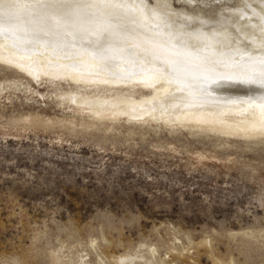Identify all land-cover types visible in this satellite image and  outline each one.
<instances>
[{"label": "rangeland", "instance_id": "obj_1", "mask_svg": "<svg viewBox=\"0 0 264 264\" xmlns=\"http://www.w3.org/2000/svg\"><path fill=\"white\" fill-rule=\"evenodd\" d=\"M120 1L125 0H115ZM126 1L145 28L176 49L198 58L216 54L229 68L264 59V0ZM17 3L22 9L37 5ZM16 65L28 80L7 93L2 80L15 74L0 66V264H56L51 250L62 244L59 256L69 255L72 244L89 264L110 263L130 259L135 247L154 241L165 261L160 238L166 243L167 236L180 245L164 264H175L174 257L179 264H213L208 244L227 254L229 242L241 243L230 233L264 227V141L133 127L99 143V137L71 135L65 128L26 130L10 120L6 125L13 113L51 121L70 117L84 90L76 77L52 74L46 85L36 67L28 74V64ZM144 92L135 97L152 94ZM92 235L105 239L93 244Z\"/></svg>", "mask_w": 264, "mask_h": 264}, {"label": "bare ground", "instance_id": "obj_2", "mask_svg": "<svg viewBox=\"0 0 264 264\" xmlns=\"http://www.w3.org/2000/svg\"><path fill=\"white\" fill-rule=\"evenodd\" d=\"M17 1L0 0V66L9 67L15 74L3 78L2 93L26 86L24 81L28 77L16 63L28 64V74L34 73L32 68L36 67V76L46 85L52 74L61 79L71 77L75 80L76 77L81 80L78 86L84 90L74 99L78 105L76 109L70 107V117L51 121L35 116L17 117L13 113L4 124L10 120L26 130L65 128L71 135L79 132L87 137L92 134L99 137L98 142L113 141L124 131L135 130L133 127H141L139 130L164 128L174 133L184 129L198 136L217 132L223 138L242 140L245 144L264 141L263 58H249L239 67L229 68L216 54L198 58L176 49L145 28L137 8L126 0L120 3L115 0L106 3L104 0H68L75 11L74 23L66 25L57 18L54 27L43 13L65 11L61 0H33L37 5L25 9ZM259 23L264 42V19L260 18ZM45 32L48 35L45 36ZM91 41L98 42L97 49L90 46L88 42ZM51 85L55 86L53 81ZM144 90L152 94L135 97L145 94ZM69 97L66 94L63 99ZM130 139L131 136L125 137L126 141ZM239 233H230L240 236L241 243L229 245V242L227 254L208 244L206 253H211L213 264H258V258L264 259V227L256 225L254 229ZM95 238L105 239L104 235H92L88 242L97 244ZM160 239L162 249L166 250L165 261L156 255L160 247L159 241H154L138 248L130 245L135 247L130 259L111 260L110 263L100 259L97 264H164L162 260L167 263L180 244L169 236L166 243ZM258 243L261 245L255 246ZM68 246L69 255H58L65 249L64 244L52 248L56 264L91 263L78 256L80 251H74L72 244ZM235 252L239 257L236 260ZM175 260V264H179L181 259L174 257L172 261Z\"/></svg>", "mask_w": 264, "mask_h": 264}, {"label": "snow or ice", "instance_id": "obj_3", "mask_svg": "<svg viewBox=\"0 0 264 264\" xmlns=\"http://www.w3.org/2000/svg\"><path fill=\"white\" fill-rule=\"evenodd\" d=\"M61 6L65 7V11L59 13V14H50L48 12L43 13L45 16L49 17V21L51 22V26H55L56 19L58 18L60 21H62L66 25H72L74 23V17H75V11L74 9L69 5L68 0H61ZM44 35H48V32H45ZM39 38V36H38ZM81 40L84 41L85 38L82 36ZM91 47L94 49H97L98 42L91 41L88 42ZM101 51H107L106 48H100Z\"/></svg>", "mask_w": 264, "mask_h": 264}]
</instances>
